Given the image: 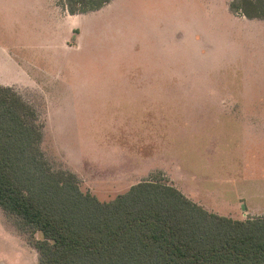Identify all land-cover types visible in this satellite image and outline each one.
I'll list each match as a JSON object with an SVG mask.
<instances>
[{
  "label": "rangeland",
  "instance_id": "obj_1",
  "mask_svg": "<svg viewBox=\"0 0 264 264\" xmlns=\"http://www.w3.org/2000/svg\"><path fill=\"white\" fill-rule=\"evenodd\" d=\"M238 0H0L14 88L43 124L54 169L102 200L146 179L216 213L264 216V18ZM0 74L18 69L0 54ZM0 264L39 253L0 207Z\"/></svg>",
  "mask_w": 264,
  "mask_h": 264
},
{
  "label": "trees",
  "instance_id": "obj_2",
  "mask_svg": "<svg viewBox=\"0 0 264 264\" xmlns=\"http://www.w3.org/2000/svg\"><path fill=\"white\" fill-rule=\"evenodd\" d=\"M110 0H59L71 14ZM231 8L264 18V0ZM36 109L0 83V207L39 253V264H264V216L239 219L208 210L155 179L112 199L84 190L54 169Z\"/></svg>",
  "mask_w": 264,
  "mask_h": 264
},
{
  "label": "crops",
  "instance_id": "obj_3",
  "mask_svg": "<svg viewBox=\"0 0 264 264\" xmlns=\"http://www.w3.org/2000/svg\"><path fill=\"white\" fill-rule=\"evenodd\" d=\"M0 54L7 59V62L9 64L15 66L18 69V74L14 78L13 77L6 76V75L2 76V74H0V83L1 84H4V85H10V86H13L14 87V86H16L14 84L17 83L18 78H20L22 76V73H23V70L21 68V64H19V62L17 61V59L11 54L10 49L7 48V47H5V46H3V45H1V44H0ZM199 204H201V203H199ZM201 205H203L205 208H207L205 204H201Z\"/></svg>",
  "mask_w": 264,
  "mask_h": 264
}]
</instances>
